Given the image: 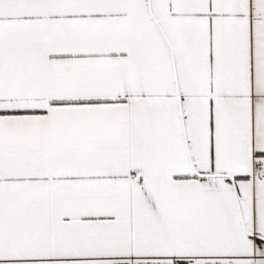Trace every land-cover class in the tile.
Returning <instances> with one entry per match:
<instances>
[{
    "label": "snow or ice",
    "instance_id": "1",
    "mask_svg": "<svg viewBox=\"0 0 264 264\" xmlns=\"http://www.w3.org/2000/svg\"><path fill=\"white\" fill-rule=\"evenodd\" d=\"M0 264H264V0H0Z\"/></svg>",
    "mask_w": 264,
    "mask_h": 264
}]
</instances>
